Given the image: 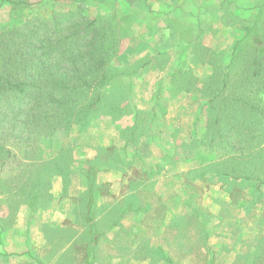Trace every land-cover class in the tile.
<instances>
[{"label": "rangeland", "instance_id": "obj_1", "mask_svg": "<svg viewBox=\"0 0 264 264\" xmlns=\"http://www.w3.org/2000/svg\"><path fill=\"white\" fill-rule=\"evenodd\" d=\"M30 1L0 5V31L57 15L76 24L73 39L85 53L103 37L106 63L92 86L77 89L72 123L68 111L37 135L20 127L3 135L1 218L11 222L33 192H47L56 165L73 172L90 165L95 183L85 199L76 197L73 242L61 260L56 251V264H264V0H52L53 8ZM188 15H198L197 31ZM159 32L180 35L167 77L186 93L199 88L205 99L197 111L163 114L152 75L133 87L130 71L166 62L154 59ZM193 35L200 42L192 45ZM188 59L212 63V76L197 79ZM84 133L101 134L98 146L77 142ZM103 177L109 182L98 186ZM97 192L113 197L114 219L96 208ZM234 214L253 225L247 235L219 229Z\"/></svg>", "mask_w": 264, "mask_h": 264}, {"label": "crops", "instance_id": "obj_2", "mask_svg": "<svg viewBox=\"0 0 264 264\" xmlns=\"http://www.w3.org/2000/svg\"><path fill=\"white\" fill-rule=\"evenodd\" d=\"M26 1L31 2L30 0ZM37 5L42 6V8L44 6L47 8L51 6L53 8L54 6L49 0H39ZM200 12L211 13L213 9L204 7L200 9ZM188 19L193 21L192 24L194 23L197 31L198 25H200L198 15H188ZM202 23L201 26L203 27ZM193 36L190 44L199 43L200 41L197 39L198 35ZM219 37L220 35H218ZM180 42L181 39L178 33L172 32L167 34L159 32L153 43L156 44L155 48L160 53L154 59L157 60L159 57H164L166 62L165 60L162 61L163 67L160 68V64L154 66L155 63H152L146 68L133 70V72L130 71L128 74L132 77L133 87H144L143 85L146 84L144 81L147 79V76H154L152 87H156V90L160 93L158 106L160 104L161 112L166 116L167 114H172L176 117L181 116L187 109L189 111H197L198 104L205 99V96H201L199 88L194 87L189 93H186L183 89L174 86L173 81H171L173 75L167 77L176 70L175 61L178 59L179 52L175 45ZM227 43H231L230 35ZM214 53H217L216 49ZM186 65L193 70L194 73L192 71L191 73L197 79L204 78L205 76L211 77L214 72V65L212 63L204 66L198 64L197 61L193 63L191 59H188ZM135 76L136 78H133ZM119 124L118 121L114 120V139L119 137L121 128ZM101 137L102 135L99 133H84L78 136L79 140L77 142L86 147H96ZM81 148L76 147L75 150H80V157L82 156L87 159V148ZM52 163L54 164L53 159ZM53 164L52 167L54 166ZM56 168L57 170H53L50 179H47L49 186L47 192L39 188L33 192L32 196L28 198L26 206L16 209L13 220L9 223H6L0 215V264H56V251L60 253L59 260L64 257L65 252L68 253L70 251L73 242L72 223L78 218L76 216L78 215L76 213L78 210L76 209H78L79 199H76V197L85 199L90 194V183H95V181L91 178L92 169L90 165L87 169L83 168L78 172H73L69 167H57L56 165ZM115 176L116 174L114 173V178ZM107 182L109 181L104 177L96 179L98 186L106 185ZM65 196L67 197L66 200L63 199ZM113 205L114 199L112 196L105 197L100 192L95 194L96 208L100 211L104 209V214H110L111 218L114 219ZM83 217L86 219L85 214ZM257 220L260 222L261 217H258ZM251 226L253 225L248 222L245 216L234 214V216L222 219L218 227L228 236H236L247 235L248 231L252 228ZM81 232L80 230L76 233L74 235L75 238L81 236ZM56 237H61L62 240H58L56 243ZM258 249L259 245H256L254 251ZM58 264L65 263L58 261Z\"/></svg>", "mask_w": 264, "mask_h": 264}, {"label": "trees", "instance_id": "obj_3", "mask_svg": "<svg viewBox=\"0 0 264 264\" xmlns=\"http://www.w3.org/2000/svg\"><path fill=\"white\" fill-rule=\"evenodd\" d=\"M6 2L29 4L0 0V5ZM93 24L90 21L85 29ZM79 31L57 15L45 21L30 18L0 31V141L8 131L16 134L18 127L37 135L44 123L61 120L64 112H70L69 119L80 113L74 95L79 87L92 86L106 56L103 37L97 40L98 36L89 42V52H83L82 44L73 39Z\"/></svg>", "mask_w": 264, "mask_h": 264}]
</instances>
